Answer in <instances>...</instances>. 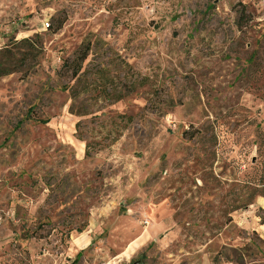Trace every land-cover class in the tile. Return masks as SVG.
<instances>
[{
    "label": "rangeland",
    "instance_id": "374dc122",
    "mask_svg": "<svg viewBox=\"0 0 264 264\" xmlns=\"http://www.w3.org/2000/svg\"><path fill=\"white\" fill-rule=\"evenodd\" d=\"M0 201V264H264V0H0Z\"/></svg>",
    "mask_w": 264,
    "mask_h": 264
},
{
    "label": "built area",
    "instance_id": "2783aa9c",
    "mask_svg": "<svg viewBox=\"0 0 264 264\" xmlns=\"http://www.w3.org/2000/svg\"><path fill=\"white\" fill-rule=\"evenodd\" d=\"M48 23L46 24L47 27ZM8 212H5L3 207L1 206V201H0V231L4 222V219L7 217ZM0 253H1V242H0Z\"/></svg>",
    "mask_w": 264,
    "mask_h": 264
},
{
    "label": "trees",
    "instance_id": "16d2710c",
    "mask_svg": "<svg viewBox=\"0 0 264 264\" xmlns=\"http://www.w3.org/2000/svg\"><path fill=\"white\" fill-rule=\"evenodd\" d=\"M57 28H60V25H59ZM87 50H88V46H86V47L82 50V53H81L80 56H79V58H80V62H83V60L85 59L86 54H87Z\"/></svg>",
    "mask_w": 264,
    "mask_h": 264
},
{
    "label": "crops",
    "instance_id": "0c3cea01",
    "mask_svg": "<svg viewBox=\"0 0 264 264\" xmlns=\"http://www.w3.org/2000/svg\"><path fill=\"white\" fill-rule=\"evenodd\" d=\"M259 226H260V228H264V224H260ZM77 254H80V251H78Z\"/></svg>",
    "mask_w": 264,
    "mask_h": 264
},
{
    "label": "water",
    "instance_id": "95a60500",
    "mask_svg": "<svg viewBox=\"0 0 264 264\" xmlns=\"http://www.w3.org/2000/svg\"><path fill=\"white\" fill-rule=\"evenodd\" d=\"M130 264H138L137 261H132Z\"/></svg>",
    "mask_w": 264,
    "mask_h": 264
}]
</instances>
